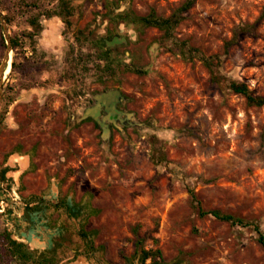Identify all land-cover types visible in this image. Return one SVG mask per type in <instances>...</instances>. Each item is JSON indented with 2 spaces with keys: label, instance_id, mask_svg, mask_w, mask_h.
<instances>
[{
  "label": "rangeland",
  "instance_id": "1",
  "mask_svg": "<svg viewBox=\"0 0 264 264\" xmlns=\"http://www.w3.org/2000/svg\"><path fill=\"white\" fill-rule=\"evenodd\" d=\"M28 1L0 0L9 37L31 32L30 18L40 24L30 33L35 51L29 40L16 55L11 50L2 80L0 170L8 171L0 182V233L16 238L25 230L19 219L35 195L51 202V225L62 226L58 264H140L138 238L160 251L158 264H264L252 226L199 214L218 209L264 232V106L247 104L227 86L236 79L264 95V0H196L176 27L177 39L219 55L213 63L226 78L221 83L199 56L161 44L155 27L120 24L122 56L107 73L96 66L104 61L91 40L78 33H105V4L167 16L183 0H69L68 26L47 15L58 0ZM247 24L253 31L225 52L235 29ZM5 49L1 26L0 62ZM109 90L120 94L119 114L103 128L105 110L98 122L85 110ZM104 101L113 102L111 95ZM158 148L162 162L154 158ZM54 232L40 233L45 246Z\"/></svg>",
  "mask_w": 264,
  "mask_h": 264
},
{
  "label": "trees",
  "instance_id": "2",
  "mask_svg": "<svg viewBox=\"0 0 264 264\" xmlns=\"http://www.w3.org/2000/svg\"><path fill=\"white\" fill-rule=\"evenodd\" d=\"M196 0H183L181 4H179L170 14L167 16H162L156 13L154 9H150L146 14H137L132 9H123L117 11V6L113 7L110 4H105V11L104 17L107 19V28L103 35L94 36L92 32H88L84 34L82 30H79L78 33L85 40H91L93 47L95 48V56L100 61H104L103 65L96 64L98 69H101L102 72H113L114 66L118 60L117 56H122L121 53L117 52V45H121L124 43V37L119 34L118 27L120 24L124 25H133L136 27H155L159 31H161V44H166L170 42L174 45L179 54L181 56H199L201 61L205 64V66L209 69L211 73V77L218 83L222 82V79H226L219 75L214 70V63L213 59L215 56H219L217 54L205 55L203 54L198 48L190 45L186 40L177 39L174 31L181 20L184 18L185 13H187L195 4ZM28 4L31 6H35L33 0L28 1ZM73 14V10L69 5V0H58L57 8L54 9L49 15H57L60 16L65 23V25H69V17ZM264 15V11L261 16ZM2 17L9 22V19L2 14ZM28 24L31 27V32L27 34H22L20 37L11 36L10 37V44L11 48L16 55L18 52L19 47H25V40H29V44L27 46L31 49V51H35L34 42H32V36L30 33L33 31L40 30V24L37 22L36 19L30 18L28 20ZM253 24L252 25H240L238 26L232 38L225 44V52H227L230 45L236 43L238 38L242 33L252 32L253 31ZM0 31H1V24H0ZM166 46V45H164ZM167 47V46H166ZM168 49V48H167ZM115 65H114V64ZM12 69L15 65L14 60L11 63ZM132 70V68L130 69ZM138 71V70H133ZM227 86L235 93H239L244 96L247 104L249 105H256V106H264V95H255L253 92L248 88L244 81L236 80V79H228ZM115 91V90H112ZM117 91V90H116ZM108 92V91H106ZM120 94L118 92V97L115 102L119 103ZM94 98V103H95ZM103 105V104H102ZM94 107V106H93ZM91 108V107H89ZM99 111V110H98ZM86 112V116H91L98 122V114ZM119 114V112H118ZM1 114H0V122H1ZM108 119V115L103 116L102 124L103 128H106L107 125L104 123V120ZM158 153L154 157L157 162H162L165 160V157L160 152L161 149L158 148ZM8 171V168H3L0 170V182H6L5 174ZM8 184V183H7ZM6 184V185H7ZM192 194V191L190 190ZM51 202L46 200L43 197H37L32 195V197L24 202V208L22 212V219L25 222V231H36L37 228L41 226L44 229H54V235L49 237L48 245L41 249L31 248L26 242L17 240L12 237V234L7 230H3L0 233V264H58L61 260V256L58 254V249L62 246V226L54 227L51 225L50 221L47 217V210L51 207ZM63 203V207L65 211L69 214L78 215V212L72 208V206L67 202ZM55 204H53L54 206ZM76 212V213H74ZM200 215L210 214L214 216L216 219L227 221L231 224H238L241 226H252L253 229L257 233V240L264 249V232L261 230L260 225L255 222L254 220L246 219L245 217L234 215L232 213L222 212L218 209H209L203 210L199 208ZM136 229L134 233L136 234ZM81 239L88 245V248L91 247V240L87 236L86 232H81L80 234ZM135 245L139 248V263L140 264H158V260H156V256L159 258L161 257L160 251L158 249L152 250L144 248L142 244V240L138 238L135 241ZM147 259L150 262H146ZM124 262L123 264H127Z\"/></svg>",
  "mask_w": 264,
  "mask_h": 264
},
{
  "label": "water",
  "instance_id": "3",
  "mask_svg": "<svg viewBox=\"0 0 264 264\" xmlns=\"http://www.w3.org/2000/svg\"><path fill=\"white\" fill-rule=\"evenodd\" d=\"M0 24L2 26L3 35H4V38H5V41H6V49H5V52H4V55H3V59L0 62V94H1V86H2L3 74H4V71H5L6 67H7V65H8V62H9V59H10V52H11L12 48H11V44H10V37L7 34L6 20L2 17L1 14H0ZM108 94H111V98H112L113 101L117 100V98H115V95L118 97V91L109 90L108 92H103V93L98 94V95L95 96L96 103H95L94 107L88 108L89 111L87 110V112L90 113V110L94 109V108H96L97 111H98L101 108L102 104L106 106L107 104L104 101V98H102V97L109 96Z\"/></svg>",
  "mask_w": 264,
  "mask_h": 264
},
{
  "label": "crops",
  "instance_id": "4",
  "mask_svg": "<svg viewBox=\"0 0 264 264\" xmlns=\"http://www.w3.org/2000/svg\"><path fill=\"white\" fill-rule=\"evenodd\" d=\"M20 166H21L20 168H23L25 166V162L22 159L20 162ZM18 215H21V214H18ZM19 220L21 221V225L25 226V222L22 221V218ZM42 230H46V229H44V227H40L35 232L21 230L18 232V236L15 235V237L29 244L31 248L41 250L46 247L45 242L44 241L42 242V240H40V237H39L40 233L43 232Z\"/></svg>",
  "mask_w": 264,
  "mask_h": 264
},
{
  "label": "flooded vegetation",
  "instance_id": "5",
  "mask_svg": "<svg viewBox=\"0 0 264 264\" xmlns=\"http://www.w3.org/2000/svg\"><path fill=\"white\" fill-rule=\"evenodd\" d=\"M101 94V93H100ZM104 98V97H103ZM96 103V102H95ZM95 103H93L92 105H91V107H93L94 105H95ZM106 106L105 105H101V108L99 109V111L98 112H100L102 109L103 110H105V112L107 113V115H108V119H112L111 117L113 116V118L114 117H116L117 116V114H118V110H117V104H118V102H115V101H108V102H106ZM87 110H88V108L85 110V113L87 112ZM95 110H97V109H95ZM25 226H23V228H24ZM41 227H43V226H41ZM38 229V228H37ZM47 229H49V228H47ZM43 231V230H42ZM35 232V231H34ZM52 235H54V234H51L49 237H51ZM16 239V238H15ZM17 240H19V239H17Z\"/></svg>",
  "mask_w": 264,
  "mask_h": 264
},
{
  "label": "bare ground",
  "instance_id": "6",
  "mask_svg": "<svg viewBox=\"0 0 264 264\" xmlns=\"http://www.w3.org/2000/svg\"><path fill=\"white\" fill-rule=\"evenodd\" d=\"M9 70H10V62H8V65H7V67H6L5 71H4L3 78L8 74ZM108 95L110 96L111 94H108ZM96 111H97V110H94V111L92 112V114H95Z\"/></svg>",
  "mask_w": 264,
  "mask_h": 264
}]
</instances>
